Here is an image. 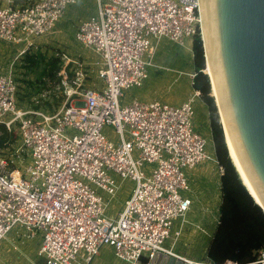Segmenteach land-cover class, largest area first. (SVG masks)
Here are the masks:
<instances>
[{
    "label": "built area",
    "instance_id": "2783aa9c",
    "mask_svg": "<svg viewBox=\"0 0 264 264\" xmlns=\"http://www.w3.org/2000/svg\"><path fill=\"white\" fill-rule=\"evenodd\" d=\"M76 2L0 4V40L24 44L8 71H0V138L3 128L16 131L22 143L11 155L27 157L21 168L9 169L14 160L2 156L0 148V242L16 228L17 236H41L43 264H73L79 258L80 264H90L104 246H111L120 260L149 264L156 251L173 253L164 244L174 221H185L191 208L192 199L181 194L190 189L184 169L211 159L207 140L194 125L193 103L200 91L179 106L137 98L121 104L120 98L147 79L153 40L165 36L182 44L199 31L200 3L97 0V15L78 24L75 38L100 56L96 64L102 86H88V64L63 52L56 85L60 104L52 111L19 107L16 64L35 51L38 39L55 32ZM104 125L115 128L117 142L104 135ZM114 175L135 184L115 218L105 215L95 189L115 195L120 184ZM246 264H264V247Z\"/></svg>",
    "mask_w": 264,
    "mask_h": 264
},
{
    "label": "rangeland",
    "instance_id": "374dc122",
    "mask_svg": "<svg viewBox=\"0 0 264 264\" xmlns=\"http://www.w3.org/2000/svg\"><path fill=\"white\" fill-rule=\"evenodd\" d=\"M97 0H78L76 4L69 5L66 9L65 16L59 21L55 32L52 35L38 39L37 48L35 51H42L48 55L57 54L62 55L66 53L71 57H81L88 64H95L100 61V57L95 54L90 48L81 45L75 38L76 28L81 19H88L91 16L97 15L98 12ZM201 38L203 37L202 25L199 28ZM193 37H184L185 44L171 40L169 37H162L158 43L153 40L155 46L153 48L152 62L147 65L148 77L141 86H134L125 89L123 97L120 98L121 104H129L133 99H138L141 102H151L154 100L161 103H167L172 106H179L189 94L194 92L192 84V74H195L193 63ZM157 43V44H156ZM24 44H12L0 40V71L7 72L13 57L23 48ZM148 53L144 54L146 61L150 60ZM15 74L19 82L18 92V106L26 109L34 108L33 106L41 102L42 94L35 93L33 88L27 86V80H35L36 72H29L23 67L22 62L15 66ZM25 80V81H23ZM87 84L91 82H100L97 78L96 72L90 71V77ZM46 99L42 100L45 101ZM194 107V125L207 140L206 153L211 157L202 162L198 175L189 174V169H184L187 177V182L190 190H183V196L192 197L191 189L196 185L199 179L200 193L205 194L206 205L209 211L212 210V221L206 224L209 230L212 229V235L216 230L218 222L213 221V217L219 218V206L217 204V196L220 191V173L218 162L215 155V148L212 138V132L209 122L208 107L203 99L196 96L193 103ZM104 135L111 141L117 142L119 139L115 128L111 125H104ZM21 140H17L9 147L3 149L2 156L9 157L14 160L15 167L21 168L27 161L26 156L14 157L11 155L13 149L20 146ZM213 158V160H212ZM215 158V159H214ZM10 169V167H9ZM147 169V165L144 167ZM117 182L120 184L119 190L115 195H109L102 189L95 188L102 196L105 205V215L107 217H117L118 212L122 208L125 199L132 192L134 187L131 179H121L114 175ZM196 179V181H195ZM193 181L194 184H193ZM205 182L204 184H202ZM202 184V185H201ZM190 192V193H189ZM220 204V203H219ZM195 207L192 204L191 208ZM174 228L171 236L166 240L165 246L171 247L174 240ZM26 232H22L17 236L16 228L11 230L5 239L0 242V264H43L42 259L38 255V250L41 245V236L28 238ZM197 250V248L195 249ZM111 256L112 264H132L128 261H123L117 257ZM196 260H206L205 256H199ZM81 259L73 262V264H80Z\"/></svg>",
    "mask_w": 264,
    "mask_h": 264
},
{
    "label": "water",
    "instance_id": "95a60500",
    "mask_svg": "<svg viewBox=\"0 0 264 264\" xmlns=\"http://www.w3.org/2000/svg\"><path fill=\"white\" fill-rule=\"evenodd\" d=\"M200 9L203 72L208 59L228 154L231 159L226 136L260 203L249 193L264 211V0H200ZM149 264L190 263L175 253L156 251Z\"/></svg>",
    "mask_w": 264,
    "mask_h": 264
},
{
    "label": "trees",
    "instance_id": "16d2710c",
    "mask_svg": "<svg viewBox=\"0 0 264 264\" xmlns=\"http://www.w3.org/2000/svg\"><path fill=\"white\" fill-rule=\"evenodd\" d=\"M192 49L196 73L193 87L200 91V97L208 107L216 159L223 166L220 174L218 224L209 243L206 259L215 263H223L228 259L239 264L252 263L258 251L264 247V211L243 184L229 157L217 106L211 94L209 77L203 72L205 58L200 31L193 37ZM23 61L24 68L29 72H36L35 80H27V86L33 88L35 93L43 95L41 102L33 107L52 111L62 100V94L57 91L56 86L58 72L63 64L61 55L32 51L24 56ZM44 99L46 100L42 101ZM18 139L16 131L3 128L0 148L5 149ZM14 165L9 162L10 169Z\"/></svg>",
    "mask_w": 264,
    "mask_h": 264
},
{
    "label": "crops",
    "instance_id": "0c3cea01",
    "mask_svg": "<svg viewBox=\"0 0 264 264\" xmlns=\"http://www.w3.org/2000/svg\"><path fill=\"white\" fill-rule=\"evenodd\" d=\"M22 1L23 0H0V4L1 5H8V4L12 3L13 5H17V4L21 3ZM82 20H86V19H81L79 21V23ZM77 27H78V25H77ZM158 41H157V43H158ZM154 48H155V46H154ZM92 51L95 54H97L94 50H92ZM78 58L83 60L81 57H78ZM100 60H101V58H100ZM83 62L88 64L84 60H83ZM96 63L95 64H88L89 76L87 77L86 81H88V78L90 77V71L94 70L96 72V75H97L98 65ZM97 78H99L98 75H97ZM100 82H101V80H100ZM86 84H87V82H86ZM192 84H193V80H192ZM87 85L92 86V87H95V86L101 87L102 82H101V84L99 82H96V83L91 82V84H87ZM195 91L196 90L194 89V92L192 94H194ZM192 94L190 93L189 95H192ZM195 98H196V96H195ZM212 160H213V158H212ZM201 164L197 165L196 167H194L192 169H189L190 170L189 174H194V178H195V175H198V171L200 170ZM218 166H219V163H218ZM199 179H200L199 177H198L197 181L195 179L196 185L195 186L193 185V187L190 191L192 194V197H190V198L192 199V204H195V207L190 208V210L187 212L186 217H185V221H182V219H180V218H178L174 221L173 227H172V229L174 228V230H173L174 231V238H173L174 240L172 241V243L170 245L171 247H169L174 251L173 253H175V254H177V255L185 258V259H189V260H196L197 258H199V256H202V255L206 257L207 249H208L209 243L211 241V238L213 236L212 235V229L209 230L206 227L207 226L206 224L209 225L210 224L209 221L210 220L212 221L211 216L213 213H212V210L209 211V208L207 207V205L205 203L206 202V199H205L206 195L200 193L201 187L199 186V183H200ZM195 181H193V184ZM204 183L205 182H203L202 184H204ZM133 184H134V182H133ZM219 184H220V181H219ZM133 188H132V190H133ZM131 193H130V195H131ZM129 196L127 198H129ZM220 196H221V194L219 191L218 196H217V204L218 205H220L219 204L220 203ZM123 205H124V203H123ZM123 205H122V207H123ZM213 221L217 223L218 217H213ZM176 231L179 232V234L177 236H175ZM196 248H197V250H195ZM111 256H112V258H113V256L116 258L114 249L111 246H104V247H102L100 253L94 258V260L90 264H112L113 261L111 260Z\"/></svg>",
    "mask_w": 264,
    "mask_h": 264
},
{
    "label": "bare ground",
    "instance_id": "6f19581e",
    "mask_svg": "<svg viewBox=\"0 0 264 264\" xmlns=\"http://www.w3.org/2000/svg\"><path fill=\"white\" fill-rule=\"evenodd\" d=\"M199 3H200V0H199ZM200 13H201V9H200ZM201 25H202V17H201ZM202 30H203V25H202ZM202 33H203V32H202ZM203 39H204V33H203ZM204 42H205V39H204ZM182 44H185V43L183 42ZM204 45H205V44H204ZM205 51H206V46H205ZM206 57H207V52H206ZM205 72H206V74L209 75L210 78H211V74H210V70H209V65H208V59H207V63H206V69H205ZM211 81H212V78H211ZM211 91H212V94H213V95L215 96V98H216V94H215V90H214L213 82H212V89H211ZM216 100H217V99H216ZM226 140H227V144H228V147H229V151H230L231 159L233 160V162H234V164H235V166H236V168H237V170H238V172H239V174H240V176H241V178H242V181L244 182L245 186L248 188V191L251 192V194L254 196L255 200H256L257 202L260 203V201L257 199V197L254 195V193H253V192L251 191V189L249 188V185H248V183H247V181H246V179H245V177H244V174H243V172H242V170H241V168H240V166H239V164H238V161H237V159H236V157H235V155H234V152H233V150H232V147H231V144H230V142H229L228 136H226ZM172 251H173V250H172ZM173 252H174V251H173Z\"/></svg>",
    "mask_w": 264,
    "mask_h": 264
}]
</instances>
